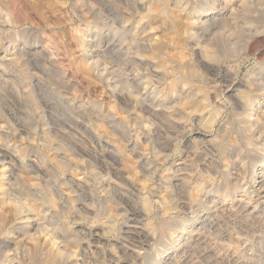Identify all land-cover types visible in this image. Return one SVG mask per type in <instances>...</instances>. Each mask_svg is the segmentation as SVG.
Returning a JSON list of instances; mask_svg holds the SVG:
<instances>
[{
	"label": "rangeland",
	"instance_id": "obj_1",
	"mask_svg": "<svg viewBox=\"0 0 264 264\" xmlns=\"http://www.w3.org/2000/svg\"><path fill=\"white\" fill-rule=\"evenodd\" d=\"M263 160L264 0H0V264H264Z\"/></svg>",
	"mask_w": 264,
	"mask_h": 264
},
{
	"label": "bare ground",
	"instance_id": "obj_2",
	"mask_svg": "<svg viewBox=\"0 0 264 264\" xmlns=\"http://www.w3.org/2000/svg\"><path fill=\"white\" fill-rule=\"evenodd\" d=\"M242 1V0H241ZM244 1V0H243ZM235 2V1H234ZM153 7V6H152ZM156 7V6H155ZM159 8V7H158ZM156 9V8H152L154 11H159V9ZM206 9H208L207 7H206ZM206 9H204V10H206ZM232 10H233V7H232V9L230 8V9H225V10H222V13H231L232 12ZM207 11V10H206ZM205 12V11H204ZM219 12V11H218ZM211 13H213V12H211ZM179 16V15H178ZM199 18V17H198ZM213 18V17H212ZM181 19V18H180ZM197 20V19H196ZM199 21V20H198ZM176 24V26H175V29H174V27H173V32H174V34H175V36H173L170 40V42H171V44H173V46H177V45H175V43L176 44H179L178 42H179V39H180V37L179 36H181L182 34H181V32L182 33H186V31L188 30V29H190V27H192V25H194V21L193 22H191V21H187L186 22V20L184 21V20H179V18H176V20L174 21ZM197 22V21H196ZM195 22V23H196ZM198 23V22H197ZM179 48V47H178ZM176 51V50H175ZM118 52V51H117ZM177 52V51H176ZM122 54H123V52H121ZM118 54H120V53H118ZM178 54V53H177ZM176 54V55H177ZM180 55H182V54H180ZM180 55L178 54L177 56L178 57H180ZM120 56V55H119ZM123 56V55H122ZM175 56V55H174ZM122 58V57H121ZM176 59V58H175ZM178 59H180V58H178ZM184 59V58H183ZM201 103V102H200ZM200 103H198V104H200ZM195 106V105H194ZM201 106V105H200ZM198 107H199V105H198ZM264 167V160H263V163L262 164H260L259 166H257V167H255V168H253V170H252V173H253V175H254V178H253V180L254 181H256V183H258L257 182V178L258 177H261L262 176V173H263V171H262V168ZM258 174H261V175H258ZM256 175H258L257 177H256ZM56 253H57V251H56ZM45 264H51L50 263V261L49 260H46L45 261Z\"/></svg>",
	"mask_w": 264,
	"mask_h": 264
}]
</instances>
